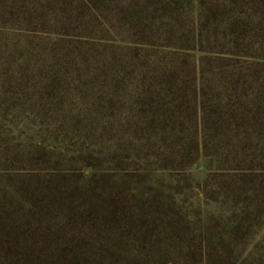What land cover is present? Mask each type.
Listing matches in <instances>:
<instances>
[{
    "label": "rangeland",
    "instance_id": "374dc122",
    "mask_svg": "<svg viewBox=\"0 0 264 264\" xmlns=\"http://www.w3.org/2000/svg\"><path fill=\"white\" fill-rule=\"evenodd\" d=\"M0 264H264V0H0Z\"/></svg>",
    "mask_w": 264,
    "mask_h": 264
}]
</instances>
